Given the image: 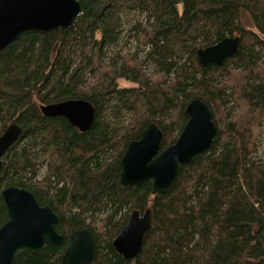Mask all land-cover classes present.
Returning a JSON list of instances; mask_svg holds the SVG:
<instances>
[{"label": "trees", "instance_id": "trees-1", "mask_svg": "<svg viewBox=\"0 0 264 264\" xmlns=\"http://www.w3.org/2000/svg\"><path fill=\"white\" fill-rule=\"evenodd\" d=\"M81 7L71 28L21 35L0 53V136L11 123L22 130L2 158L0 228L8 220L1 193L15 187L48 206L65 237L20 253L14 264H61L70 236L82 230L93 240L90 264H264V161L257 159L264 0H81ZM228 37H239L237 55L219 67L199 65V49ZM119 80L134 87L121 89ZM194 99L218 128L210 148L181 168L169 193L152 195L151 182L122 187L128 144L150 124L162 132L161 151L174 144ZM66 100L94 107L88 132L42 116L41 105ZM146 209L152 230L126 261L112 242L133 210Z\"/></svg>", "mask_w": 264, "mask_h": 264}, {"label": "water", "instance_id": "water-1", "mask_svg": "<svg viewBox=\"0 0 264 264\" xmlns=\"http://www.w3.org/2000/svg\"><path fill=\"white\" fill-rule=\"evenodd\" d=\"M81 0H0V53L19 36L48 33L71 28L82 16ZM239 37H228L197 51L202 67L221 66L237 55ZM43 117H60L80 133L89 131L95 109L85 100H66L41 105ZM187 122L175 143L161 151L162 132L150 124L140 138L128 144L121 159L120 185L137 188L151 182L152 195L171 192L180 171L193 158L207 151L218 132L209 107L194 99L185 110ZM22 130L11 123L0 136V170L6 151L21 137ZM8 220L0 228V264H14L20 253H38L45 247L62 245L65 237L56 231L58 216L41 207L32 193L8 187L1 193ZM153 214L133 210L128 223L115 237L112 246L120 257L133 262L141 251L145 236L152 230ZM93 240L89 232H74L69 239L61 264H90Z\"/></svg>", "mask_w": 264, "mask_h": 264}, {"label": "rangeland", "instance_id": "rangeland-1", "mask_svg": "<svg viewBox=\"0 0 264 264\" xmlns=\"http://www.w3.org/2000/svg\"><path fill=\"white\" fill-rule=\"evenodd\" d=\"M137 18H139L137 15H129L127 19L130 20L131 22H134ZM247 25H248V27L251 30H253V27H252V25H251L249 20L247 21ZM120 47H122V44L120 45ZM118 86L121 89L122 88H133L134 87V85H132V84L126 82V81H123V80H119L118 81ZM262 131H263V134H262V138H261L260 144H259V150H258L257 159H259L261 161H264V127H263ZM44 174H45V169L42 168L39 171L38 180L43 179Z\"/></svg>", "mask_w": 264, "mask_h": 264}]
</instances>
